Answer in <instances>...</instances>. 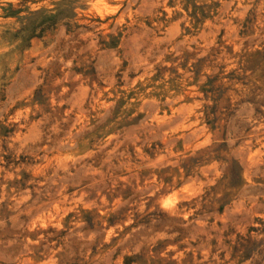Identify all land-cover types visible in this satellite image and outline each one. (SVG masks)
Here are the masks:
<instances>
[{"label":"rangeland","instance_id":"374dc122","mask_svg":"<svg viewBox=\"0 0 264 264\" xmlns=\"http://www.w3.org/2000/svg\"><path fill=\"white\" fill-rule=\"evenodd\" d=\"M29 3L0 4V264H264V0Z\"/></svg>","mask_w":264,"mask_h":264},{"label":"clouds","instance_id":"9594fccd","mask_svg":"<svg viewBox=\"0 0 264 264\" xmlns=\"http://www.w3.org/2000/svg\"><path fill=\"white\" fill-rule=\"evenodd\" d=\"M8 0H0V4H6ZM13 4L18 3V0H11ZM124 3V0H74V4L76 6V10L80 11L81 9H86L92 15H99L101 19L105 16L114 15L115 13L120 11V6ZM127 3L131 6L136 3V0H127ZM168 0H154L153 7L160 8L163 7L165 11H169L171 13L172 10L168 9L167 7ZM48 6L49 10H52L51 0H42L40 4H32L29 3L28 7L33 11L38 10L40 7ZM177 7L179 5L177 4ZM131 11V8L125 9V12L121 15L120 19H116L115 23L117 26L120 25L123 16L127 15L128 12ZM52 14H55V11H52ZM115 32V29H113ZM21 43L17 41L15 43H11L10 45H5L0 47V76L4 75V63L6 62V54L12 53L13 55L16 54L15 50L17 48V44ZM13 65L11 63L8 64V68L11 69ZM2 118V117H0ZM213 178L215 177L216 173L213 170L212 172ZM209 185L212 183V179L207 181ZM177 193L173 192L171 195L164 196L160 199L161 208L164 210H171L175 207L178 203Z\"/></svg>","mask_w":264,"mask_h":264}]
</instances>
